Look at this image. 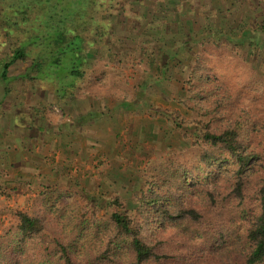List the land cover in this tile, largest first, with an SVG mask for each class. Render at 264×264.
<instances>
[{"label":"rangeland","instance_id":"1","mask_svg":"<svg viewBox=\"0 0 264 264\" xmlns=\"http://www.w3.org/2000/svg\"><path fill=\"white\" fill-rule=\"evenodd\" d=\"M130 1L134 11H121L113 20L116 52L102 47L105 59L91 60L86 65L87 84L74 89L72 97L58 100L50 89L41 92L38 81L25 83L18 75L25 72L29 62H16L10 67L11 91L5 90L6 82L0 77V111L5 113L0 115V241L18 245L17 220L9 209L29 211L34 207V198L45 194L40 205L49 208V221L55 218L65 223L77 264H133L129 238L117 234L103 209L93 214L78 189L96 196L118 194L125 202L124 210H130L136 207L132 193L146 181L150 180V186L161 193L170 188L180 191L186 184L196 203L201 204L206 188H216L221 177L206 175L191 133V137L185 135L194 117L208 118L180 103L186 96L192 97L187 89L194 59L202 61L204 83L214 81L218 95L229 99L232 110L245 117L244 136L257 152L250 160L251 185L264 172V63L260 56L264 52L255 59L248 56V45L210 39L200 55L199 45L193 43V54L185 55L183 50L186 59H170L167 73L159 70V47L174 53L182 33L200 35L204 27H212L207 17L216 15L214 28L237 24L242 17L249 19L252 12L248 0H182V5H177L178 0ZM128 17H142L144 22L131 33ZM149 21L161 24L149 27ZM240 31L241 27L237 35ZM144 80L148 86L142 92L140 82ZM201 98L192 97V101L206 108V100L212 95L205 92ZM176 112L179 124L171 119ZM27 113L33 114L31 120L27 116L23 128L15 126L16 116L23 118ZM37 126L46 133L39 136ZM183 164L192 171L191 183H185L176 170ZM259 167L261 170H257ZM250 192L254 193L253 189ZM182 200L188 202L179 194L178 200L167 204L172 213ZM154 214L159 218V211ZM233 220L241 226L238 231L220 234L207 229L202 235L197 233L189 251L174 245L179 234H190L187 223L162 222L143 234L159 253L174 255L175 259L165 264H241L246 253L241 238L250 219ZM50 226L46 242L53 235ZM34 240L43 241L41 237ZM105 250L109 259L100 257ZM24 253L19 255L20 264H32L43 257L34 242Z\"/></svg>","mask_w":264,"mask_h":264},{"label":"trees","instance_id":"2","mask_svg":"<svg viewBox=\"0 0 264 264\" xmlns=\"http://www.w3.org/2000/svg\"><path fill=\"white\" fill-rule=\"evenodd\" d=\"M246 2L252 12L249 19L242 17L237 24L233 25L231 22L228 27L221 24L214 28L216 15L211 16V19L207 17L205 19L209 20L212 27H204L200 35L182 33L183 38L174 53L159 47L160 72L167 73V63L170 59L182 62L186 59L185 53L193 54V43L199 45L200 55L204 45L211 43L210 39L238 44L237 46L248 45V56L258 58L260 52H264V0ZM182 3V0H178L177 5ZM132 6L130 0H0V52L3 53L0 58V77L6 82L5 90H12L8 76L10 67L23 61L29 63L25 72L18 76L25 83L38 81V89L41 92H49L50 89L58 100L72 97L75 95L74 89H82L83 83L87 84L89 69L86 65L91 60L105 59L102 57V47H107L111 53L116 52L114 17L121 11L124 14L133 12ZM128 18L127 24L131 33L139 29L144 22L142 17L135 20ZM160 24L149 21L147 26ZM240 27V34L237 35ZM260 56L264 63V56ZM194 60L195 65L188 75L187 92L190 91L193 98L202 99L205 92L211 94L212 98L206 100L209 103L206 108L199 101H192L191 96L180 100L181 104L193 110L195 114L208 117L206 120L194 117L191 120L192 126L188 127L185 135L189 137L191 133L192 145L199 151L206 175L215 177L216 174L221 177L216 181V188H206L200 198L202 203L197 204L191 194V188L186 184L182 185L180 191L170 188L161 193L150 186L149 180L132 193V202L136 207L130 210H124L125 202L118 194L105 197L91 195L84 188L78 191L87 199L89 210L93 214H98L100 209H103V215L117 234L129 238L133 264H165L175 259L170 253H159L143 234L147 229H154L162 222H180L190 226L189 235L179 234L177 243L174 241L175 246L189 251V247L195 245L193 240L197 233L202 235L207 229L220 234L238 231L241 226H236L234 217L250 219L242 233L241 240L246 253H243L241 264H264V172L258 174L251 185L248 175L252 165L250 160L257 152L250 147L249 140L244 136L242 120L245 117H242L243 113L232 110L229 99L218 95L214 81L204 83L206 74L200 69L202 61ZM147 84L146 80L140 82L142 92L146 90ZM47 85L49 87L45 89L44 86ZM2 101L0 100V108ZM0 112V115L4 113ZM27 116L31 120L33 114L27 113L23 118L17 115L14 125L23 128ZM179 117L176 112L171 119H176V124H179ZM180 121L184 122V119ZM37 129L43 131L41 127L37 126ZM259 169L261 170V167L257 168ZM176 170H179L185 183H189L193 178L192 171L184 164L176 167ZM223 171H226L227 175H224ZM252 189L254 193L250 192ZM179 194L185 201L188 199V202L185 204L182 200L176 212L172 213L167 204L178 200ZM44 195L34 198L32 211L9 209L17 220L15 231L19 239L17 246L0 241V264H20L19 255H25L24 250L33 242L39 246L43 257L39 258V261L34 260L32 264H77L67 240L65 223L62 220H54L55 218L49 221V208L43 209L40 205V199ZM163 198L166 202H162ZM155 210L160 212L159 218L155 217ZM229 213L231 215H226ZM153 222L155 224L149 226ZM49 225L53 228V235L46 242L49 237ZM39 237L43 241L38 244L34 239ZM109 256L108 250L100 255L104 259H109Z\"/></svg>","mask_w":264,"mask_h":264},{"label":"crops","instance_id":"3","mask_svg":"<svg viewBox=\"0 0 264 264\" xmlns=\"http://www.w3.org/2000/svg\"><path fill=\"white\" fill-rule=\"evenodd\" d=\"M146 2V1H145ZM150 2V1H149ZM186 4L185 5H187L188 4V2H185ZM149 4H152V2H150ZM154 4H155V2H153V6H154ZM42 128V127H41ZM29 130V129H28ZM43 133H46L45 131H38V134H39V136H41ZM38 136V137H39ZM43 137H45L44 135H43ZM40 148V147H39ZM37 152H42V151H40V149H38V151ZM42 155H44L43 153H42ZM48 156H50V154H48ZM42 162V161H41ZM40 165V164H39ZM39 165H37V166H39ZM43 165V164H42Z\"/></svg>","mask_w":264,"mask_h":264}]
</instances>
